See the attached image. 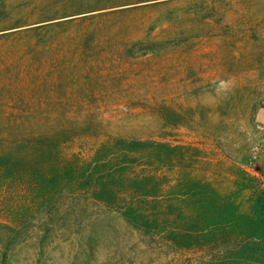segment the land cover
<instances>
[{
	"label": "rangeland",
	"instance_id": "1",
	"mask_svg": "<svg viewBox=\"0 0 264 264\" xmlns=\"http://www.w3.org/2000/svg\"><path fill=\"white\" fill-rule=\"evenodd\" d=\"M264 0H0V264H264Z\"/></svg>",
	"mask_w": 264,
	"mask_h": 264
},
{
	"label": "built area",
	"instance_id": "2",
	"mask_svg": "<svg viewBox=\"0 0 264 264\" xmlns=\"http://www.w3.org/2000/svg\"><path fill=\"white\" fill-rule=\"evenodd\" d=\"M257 131L264 134V115L262 119L256 125Z\"/></svg>",
	"mask_w": 264,
	"mask_h": 264
}]
</instances>
